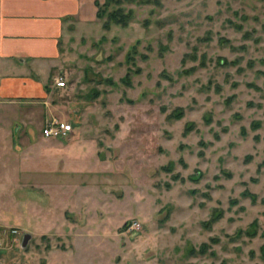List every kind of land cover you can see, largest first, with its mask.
I'll return each mask as SVG.
<instances>
[{"label":"rangeland","instance_id":"rangeland-1","mask_svg":"<svg viewBox=\"0 0 264 264\" xmlns=\"http://www.w3.org/2000/svg\"><path fill=\"white\" fill-rule=\"evenodd\" d=\"M123 1L63 36L51 112H8L75 129L0 143V264H264V0Z\"/></svg>","mask_w":264,"mask_h":264},{"label":"crops","instance_id":"crops-1","mask_svg":"<svg viewBox=\"0 0 264 264\" xmlns=\"http://www.w3.org/2000/svg\"><path fill=\"white\" fill-rule=\"evenodd\" d=\"M97 9L96 0H0V143L6 144L0 151L8 164L10 148L17 150L19 163L33 160L36 144L55 155L73 148L74 132L68 141L45 137L33 123L12 124L8 112L32 116L52 111L63 36L68 29L87 28L98 19Z\"/></svg>","mask_w":264,"mask_h":264},{"label":"trees","instance_id":"trees-1","mask_svg":"<svg viewBox=\"0 0 264 264\" xmlns=\"http://www.w3.org/2000/svg\"><path fill=\"white\" fill-rule=\"evenodd\" d=\"M151 1L152 0H146V2ZM155 2L159 3L160 1L155 0ZM96 4L98 6L97 17L102 20L103 26L106 29H109L113 23H119L126 26L134 16L133 7H127L124 5L123 0H104L102 2L96 0Z\"/></svg>","mask_w":264,"mask_h":264},{"label":"built area","instance_id":"built-area-1","mask_svg":"<svg viewBox=\"0 0 264 264\" xmlns=\"http://www.w3.org/2000/svg\"><path fill=\"white\" fill-rule=\"evenodd\" d=\"M56 83L59 86L65 85V80L62 78H57ZM75 125L72 121L62 119L57 116L48 117L45 119V122L42 126V134L45 137H60L68 138L74 132ZM138 224L137 222H133Z\"/></svg>","mask_w":264,"mask_h":264},{"label":"water","instance_id":"water-1","mask_svg":"<svg viewBox=\"0 0 264 264\" xmlns=\"http://www.w3.org/2000/svg\"><path fill=\"white\" fill-rule=\"evenodd\" d=\"M29 238H31V233L29 232L25 233L24 238H23V245L27 244Z\"/></svg>","mask_w":264,"mask_h":264}]
</instances>
